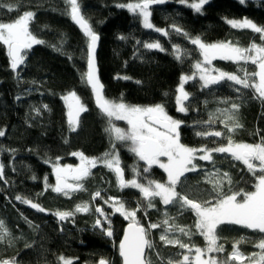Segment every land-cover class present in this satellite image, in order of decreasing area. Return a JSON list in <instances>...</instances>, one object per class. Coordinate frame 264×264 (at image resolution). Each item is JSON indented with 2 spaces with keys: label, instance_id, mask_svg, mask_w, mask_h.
<instances>
[{
  "label": "trees",
  "instance_id": "trees-1",
  "mask_svg": "<svg viewBox=\"0 0 264 264\" xmlns=\"http://www.w3.org/2000/svg\"><path fill=\"white\" fill-rule=\"evenodd\" d=\"M77 2L82 15L99 36L97 68L107 99L136 106L162 105L168 115L182 122L180 142L197 149L227 145V134L223 137H202L195 133H226L225 126L220 123L224 114L218 110H231V104L236 103L240 105L236 116L242 127L231 134V139L235 143L262 142L264 100L258 98L253 88L245 89L230 81L202 87V82L195 77L183 84L189 94V99L184 101L187 111H177L176 93L181 77L191 76L202 56L188 38L172 31V27L181 28L190 37L199 36L209 44L231 42L241 48H248L253 43L261 45L264 41L259 33L251 29L232 28L227 20L247 18L258 26H264V0H245L244 3L240 0H209L200 13L179 0L155 4L150 7L151 23L155 28L168 30L167 36L144 28L138 15L121 7L129 2L139 3L140 0ZM8 4L16 5L15 9L9 11L2 6ZM69 5L67 0H0V22H12L24 12L32 11L35 17L30 23V31L45 42L26 50L25 62L16 71L10 66L6 46L0 43V130L5 132L4 136H0V164L4 166L3 179H0V221L4 222L12 240L11 243L8 240L0 242V261L62 264L59 258L64 257L73 264H99L101 259L121 264L117 247L127 222L119 214H112L113 235L105 236L99 228H93L98 218L94 209L99 205L110 213L104 203L108 197L123 200L129 209H136L142 201L138 190H120L115 174L102 165L94 168L92 175L83 181L85 191L66 197L50 188L45 190V176L49 185L55 184L52 166L57 157L60 158L59 163L65 165L76 161L73 152H82L90 158L101 157L111 148L105 132L107 119L96 107L90 87L82 80L87 71V38L71 19ZM122 36L125 39H120ZM153 42H159L164 51L144 47V44ZM53 45L59 46L60 51L54 50ZM174 45L186 53L182 60L175 58ZM213 65L218 71L241 77L246 71L250 74V83L256 81L255 77H251L256 66L250 62L234 63L218 58ZM117 76L131 79H117ZM237 89L240 91L237 92ZM70 92H75L88 109L81 113L76 132L69 131L66 107L62 101V97ZM44 105H47L46 109ZM210 114L216 122L204 124ZM114 123L124 126L121 121ZM117 151L125 178L132 176L133 167H138L141 176L137 179L141 182L146 183L145 176L158 182L165 181L164 172L158 168L144 174L141 163L128 150V145L117 144ZM213 160L214 165L210 161L194 160L197 171L187 173L176 190L197 202L212 199L215 193L209 174L217 169L231 177V186L227 181L223 185L226 194L255 190L259 172L254 175L242 162L235 161L226 153H213ZM97 190L101 191L104 199L92 201V194ZM17 196L39 204L45 211L40 212L22 203L16 199ZM85 202H90L88 213H76L65 221L54 215L57 211H74L77 204ZM153 203L154 208L137 211V219L145 228L150 223H161L167 212L169 217L174 218L172 223L175 226L192 232L190 237L179 231L167 233L169 239H179L191 248L203 249L206 246L203 236L195 230L196 218L191 210H181L179 205L165 206L159 198ZM163 232L164 226L149 230L148 238L154 248L147 250L146 255L153 264H168L169 260L178 264L186 249L162 242L160 235ZM217 235L218 243L224 247L223 252L212 253L218 260H227L233 251V244L242 237L238 248L245 257V263L252 261L248 259L250 255H259L262 251L256 245L264 240V233L257 230L225 224L220 226ZM231 264L241 262L233 260Z\"/></svg>",
  "mask_w": 264,
  "mask_h": 264
},
{
  "label": "snow or ice",
  "instance_id": "snow-or-ice-1",
  "mask_svg": "<svg viewBox=\"0 0 264 264\" xmlns=\"http://www.w3.org/2000/svg\"><path fill=\"white\" fill-rule=\"evenodd\" d=\"M71 5V19L80 27L83 34L87 38V71L82 75V80L91 88L95 97V103L102 115L107 119L108 126L105 132L109 136L111 148L105 152L101 157H87L82 152H73V156L80 159V163L76 166L63 165L59 163V157L53 164V173L55 175V184L49 185L48 178L45 176L44 185L45 190L49 188L64 196H71L72 193L85 191L83 181L92 175V170L98 165L106 167L113 172L116 177L117 187L120 190L127 188L136 189L139 191L142 201L137 204L136 209H129L126 203L117 197H108L104 199L101 196V191L97 190L92 194V201L97 198L104 199V203L111 207L112 212L106 213L102 207L97 205L94 209L99 217L95 220L93 228H99L105 236L111 237L113 230L111 227L110 216L119 213L125 220L129 221L128 226L124 230L123 238L119 243V254L122 257L123 264H153L146 255V250L154 248L153 242L148 238L150 229H158L164 226V232L160 235V240L165 244L178 245L181 249H188L191 247L188 244L182 243L179 239H169L167 233L179 231L185 236H191L192 232L184 227H177L172 223L174 218L169 217L165 212V218L161 223H150L145 228L137 219V211L144 208L146 211L149 208H154L153 201L159 198L160 202L165 206L179 205L181 210H191L195 215V230L205 239L206 248H195L194 264H231L233 260L241 261L243 264L244 257L240 253L238 245L243 241L233 244V251L229 254L227 260L221 261L214 256H209L207 259H202L207 253H220L224 251L222 244L218 243V229L220 226L240 225L247 229L257 230L264 233V139L261 143H235L231 139V134L242 127L237 119L236 113L240 105L236 103L231 104V110L224 109V119L220 123L225 126L226 133L222 131L211 132H196L195 135L202 137H223L227 134L228 142L226 146L216 148H207L202 146L200 148H191L180 143L179 129L182 122L174 120L166 112L162 105L140 107L131 106L123 102H116L109 100L104 95V85L100 82L98 69L96 65V48L99 36L92 29L88 20L82 15L77 0H67ZM166 0H140L139 3H129L128 5H121L127 7L129 11L142 18V25L147 29H154L162 35H169L168 30L154 28L151 23L152 5L163 4ZM181 4L185 0H179ZM209 0H198L188 6L195 12L200 13L202 6L207 4ZM244 3L245 0H240ZM7 7L9 11L15 9L16 5L8 4L2 5ZM35 13L26 11L20 15L16 20L8 23L0 22V43L7 47V54L10 58V66L16 71L18 66L25 62V51L33 47L45 43L38 39L30 31V23L33 21ZM228 24L232 28L251 29L255 33H259L261 40L264 41V26H258L251 20L245 18L242 21L228 20ZM172 31L179 35L188 38L190 43L199 49L200 55L203 57L202 61L195 64V68L200 73L199 79L203 81L202 87H209L217 85L224 81L234 82L236 85H241L243 88H253L258 93V98L264 100V44H251L248 48H241L234 46L231 42L205 43L201 37H190L187 32L181 28L173 26ZM125 39V37H120ZM63 41H61V44ZM146 49H158L164 51V48L159 42L144 44ZM54 50L60 51V47L53 45ZM173 53L177 60H182L186 53L179 48L173 46ZM222 59L239 63L243 61L245 64L251 63L258 68V71L251 74V77H258V83H250V74L246 71L243 77L237 74H229L223 71L212 69L209 66L214 59ZM71 59V56H69ZM215 72L216 74H213ZM117 79H131L127 76H117ZM194 79V76H182L181 86L177 89L178 95L176 97L177 111L186 112L184 101L189 99V94L184 91L183 83L187 80ZM140 83L139 81H136ZM240 89H237L239 92ZM19 99V97H18ZM62 99L67 106V122L70 132H76L80 124L81 113L87 112L88 109L81 102L80 98L75 92H70ZM45 109L47 105L43 106ZM35 111H39L35 109ZM114 121H126L127 129L116 126ZM212 114L209 120L203 122L204 124L215 123ZM5 132L0 130V136H4ZM67 143V140L65 141ZM117 144L128 145V150L137 157L138 161L144 163L142 172L144 174L150 173L154 165L159 166L167 173V182L161 183L155 180L147 179L145 182L137 179L141 176V170L138 167H133V178L126 180L124 178V169L121 166L119 152L117 151ZM213 153L229 154L235 161L242 162L254 175H256L255 191L252 192H232L226 194L223 188L224 182L227 181L231 186L232 180L228 173H220L217 169L215 172L209 174V182L213 184V192L215 195L210 200L197 202L189 199L186 195H181L176 189L182 183V178L187 173L197 171L194 160L199 159L203 161H210L215 164L213 160ZM166 158L167 162H163L161 158ZM259 162L258 164L255 162ZM48 163V161H45ZM3 168L0 164V179H3ZM215 177V179H211ZM36 179L35 176L32 177ZM242 199H238L241 197ZM16 199L21 200L22 203L30 205L32 208L44 212L45 209L31 200L22 199L17 196ZM90 202L77 204L74 211H57L54 215L60 220L65 221L73 217L76 213L90 212ZM102 218V219H101ZM107 225V226H105ZM8 240L12 242L11 234L4 226V222L0 221V242ZM262 251L259 254L256 264H264V240H261L257 245ZM26 247H31L27 245ZM249 257L248 259H254ZM62 264H73L70 259L64 257L59 258ZM190 257L183 255L178 264H189ZM0 264H15L13 261H0ZM99 264H111L110 261L101 259ZM168 264H172L169 260Z\"/></svg>",
  "mask_w": 264,
  "mask_h": 264
},
{
  "label": "rangeland",
  "instance_id": "rangeland-1",
  "mask_svg": "<svg viewBox=\"0 0 264 264\" xmlns=\"http://www.w3.org/2000/svg\"><path fill=\"white\" fill-rule=\"evenodd\" d=\"M193 2H198V0H192V1H185V4L186 5H189V4H191V3H193ZM129 3H132V4H135L136 2H129ZM129 3H127V4H124V5H128ZM70 4V3H69ZM69 6H71V5H69ZM123 8H125V9H127L128 10V8L127 7H123ZM150 11H151V9H149ZM129 11V10H128ZM130 13H132L131 11H129ZM132 14H134V13H132ZM136 15V14H135ZM140 18V17H139ZM151 19V18H150ZM229 20H237V21H242V20H244V19H229ZM228 21V20H227ZM140 22H141V24H142V18H140ZM143 26V25H142ZM155 28V27H154ZM219 42V41H218ZM218 42H216V43H218ZM211 44V43H210ZM6 49H7V47H6ZM7 51V50H6ZM218 59V58H217ZM203 60V57H201V59H200V61H202ZM215 60V59H214ZM213 60V61H214ZM213 61H212V64L209 66L210 68H212V69H216L215 67H214V65H213ZM256 70H254L255 72L256 71H258V68L256 67L255 68ZM217 70V69H216ZM213 74H216L215 72H213ZM199 75H200V73L198 72V70L195 68L194 69V73H192V75L191 76H194V78L196 77V78H198L199 79ZM200 80V79H199ZM255 80L256 81H254L255 83H258V77H255ZM201 81V80H200ZM202 83L201 84H203V81H201ZM185 83V82H184ZM183 83V84H184ZM181 86V83L179 84V86L177 87V89L179 88ZM183 88H184V85H183ZM184 91H185V89H184ZM186 92V91H185ZM68 94V93H67ZM67 94H65L64 96H66ZM179 93H178V91H177V93H176V95H178ZM64 103H65V101L64 100H62ZM126 104V103H125ZM127 105H130V104H127ZM131 106H136V105H131ZM149 106H155V105H149ZM149 106H144V107H149ZM65 107H66V113H67V111H68V109H67V106H66V104H65ZM140 107H142V106H140ZM176 109H177V103H176ZM166 112V111H165ZM167 113V112H166ZM168 114V113H167ZM170 117H172L174 120H177L176 118H174L173 116H171V115H169ZM122 123H124L123 125L124 126H119V125H117L116 124V126H118V127H120V128H123V129H127V123H126V121H121ZM68 123V122H67ZM181 143V142H180ZM188 147V146H187ZM75 158L76 159H78L79 161H80V159H79V157H77V156H75ZM162 159V161L163 162H167L166 161V158H161ZM255 163H259L258 161L257 162H255ZM61 166H63L62 164H60ZM157 167H159V166H157ZM52 169H53V166H52ZM160 170L161 171H163L164 172V170L163 169H161L160 168ZM52 174H53V178L55 179V175H54V173H53V170H52ZM164 174H165V181H162L161 183H165V182H167V173L166 172H164ZM56 182V181H55ZM158 182V181H157ZM255 188V187H254ZM255 191V190H254ZM106 206L110 209V213L112 212V209H111V207H109V205H107L106 204ZM117 214H119V213H117ZM120 215V214H119ZM121 216V215H120ZM97 217H99V214H98V216ZM123 217V216H122ZM124 218V217H123ZM102 219V218H101ZM125 220V219H124ZM126 222H129V221H127V220H125ZM207 243V242H206ZM204 248H206V246L204 247ZM203 248V249H204ZM183 255H188L189 257H190V264H194V260H195V248H191V251H189L188 249H186V251L184 252V253H182L181 254V256H180V258H179V260H178V262L179 261H181L182 260V258H183ZM209 256H214V254H212V253H207V254H205L204 256H202V259H207ZM254 256V254H252V255H250V257H253ZM214 257H217V256H214ZM244 257V256H243ZM258 257H259V255H255V258L254 259H251L252 261H250L251 263H254V264H256V261L258 260ZM245 258V257H244ZM245 260V259H244ZM235 262H241V261H239V260H235ZM250 262H248V263H250ZM245 262L243 261V264H244Z\"/></svg>",
  "mask_w": 264,
  "mask_h": 264
},
{
  "label": "water",
  "instance_id": "water-1",
  "mask_svg": "<svg viewBox=\"0 0 264 264\" xmlns=\"http://www.w3.org/2000/svg\"><path fill=\"white\" fill-rule=\"evenodd\" d=\"M167 1V0H166ZM153 6V5H152ZM71 16V15H70ZM75 23V22H74ZM76 24V23H75ZM77 25V24H76ZM78 26V25H77ZM79 27V26H78ZM79 29H80V27H79ZM81 30V29H80ZM82 31V30H81ZM98 46H99V40H98V42H97V48H96V56H97V51H98ZM10 59V58H9ZM96 65H97V59H96ZM87 69V68H86ZM98 69V68H97ZM101 82V81H100ZM90 90H91V88H90ZM94 100H95V97H94ZM95 105H96V103H95ZM97 107V106H96ZM128 223L129 222H127L125 225H124V228H123V232H122V236L120 237V239H119V242H118V255H119V257H120V259H121V264H123V260H122V257L120 256V254H119V243H120V240L123 238V235H124V230H125V228L128 226ZM146 253H147V250H146ZM15 264H17V263H15ZM245 264H254V263H245Z\"/></svg>",
  "mask_w": 264,
  "mask_h": 264
},
{
  "label": "flooded vegetation",
  "instance_id": "flooded-vegetation-1",
  "mask_svg": "<svg viewBox=\"0 0 264 264\" xmlns=\"http://www.w3.org/2000/svg\"><path fill=\"white\" fill-rule=\"evenodd\" d=\"M142 107H144V106H142ZM162 158H163V157H162ZM137 160H138V159H137ZM137 162H140V163H141L142 168L145 166L143 162H141V161H137ZM79 163H80V161H79L78 159H76V161H75L74 163H69V164H65V165L76 166V165H78ZM62 165H64V164H62ZM121 166H122V165H121ZM152 168H158V169L160 170V168L157 167V165H154ZM160 171H161V170H160ZM130 173L132 174V176L129 177V178H125V175H124V178H125L126 180H129V179H132V178H133V172H130ZM54 182H55V179H54Z\"/></svg>",
  "mask_w": 264,
  "mask_h": 264
}]
</instances>
